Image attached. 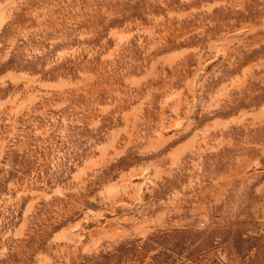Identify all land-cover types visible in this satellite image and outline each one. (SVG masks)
<instances>
[{"label":"rangeland","instance_id":"obj_1","mask_svg":"<svg viewBox=\"0 0 264 264\" xmlns=\"http://www.w3.org/2000/svg\"><path fill=\"white\" fill-rule=\"evenodd\" d=\"M0 264H264V0H0Z\"/></svg>","mask_w":264,"mask_h":264}]
</instances>
